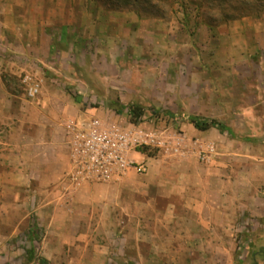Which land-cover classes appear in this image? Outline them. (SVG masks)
I'll return each instance as SVG.
<instances>
[{"label": "rangeland", "instance_id": "rangeland-1", "mask_svg": "<svg viewBox=\"0 0 264 264\" xmlns=\"http://www.w3.org/2000/svg\"><path fill=\"white\" fill-rule=\"evenodd\" d=\"M14 4L18 13H35L33 18L51 24L55 49L40 73L45 93L80 96L81 108L89 109L83 122L99 120L143 138L159 136L160 148L138 146L128 153L130 160L139 162L136 153L159 156L166 135L173 152L164 156L178 160L177 142L190 116L217 119L237 139L264 141V15L214 24L212 31L202 20L218 18L222 9L192 14L185 25L178 7L177 13L159 14L103 0ZM63 31L67 36L59 42ZM16 78L13 87L26 95L24 79ZM129 104L146 108L138 126L126 111L112 109ZM194 141L199 162L201 146L217 151L212 138ZM8 201L0 197V264H27L25 251L32 246L49 264H264V221L248 215L240 216L233 231L222 230L221 245H202L192 243L197 230L187 228L188 221L168 226L151 219L129 221L123 211L99 207L93 214L87 201L60 204L53 195L25 206ZM32 225L39 238L34 243L27 237Z\"/></svg>", "mask_w": 264, "mask_h": 264}, {"label": "crops", "instance_id": "crops-1", "mask_svg": "<svg viewBox=\"0 0 264 264\" xmlns=\"http://www.w3.org/2000/svg\"><path fill=\"white\" fill-rule=\"evenodd\" d=\"M14 1L0 0V197L25 206L53 195L60 204L87 201L93 214L99 207L123 211L129 221L151 219L166 226L188 221L187 228L197 230L190 236L192 243L202 245H221L222 230L239 227L240 216L264 221V156L259 155L264 141L230 140L216 129L199 131L190 123L181 128L178 160L164 156L173 152L166 135L159 156L136 153L146 172L130 170L108 184H71L68 127L81 123L89 109L81 108L80 96L44 92L40 73L55 49L51 24L33 18L35 13L29 15L27 9L18 13ZM61 37L59 42L65 40ZM4 73L22 77L25 91L41 85L39 94L33 99L12 94L2 80ZM211 138L217 155L209 163L199 162L194 140Z\"/></svg>", "mask_w": 264, "mask_h": 264}, {"label": "built area", "instance_id": "built-area-1", "mask_svg": "<svg viewBox=\"0 0 264 264\" xmlns=\"http://www.w3.org/2000/svg\"><path fill=\"white\" fill-rule=\"evenodd\" d=\"M38 94L39 85L26 90L30 99ZM68 133V177L75 186L84 182L108 184L122 179L130 170L144 173L147 165L130 160L128 153L141 145L160 148L156 133L143 138V135L124 132L116 125L104 124L99 120L70 123ZM198 153L203 163H209L216 155L214 146L209 144L201 146Z\"/></svg>", "mask_w": 264, "mask_h": 264}, {"label": "trees", "instance_id": "trees-1", "mask_svg": "<svg viewBox=\"0 0 264 264\" xmlns=\"http://www.w3.org/2000/svg\"><path fill=\"white\" fill-rule=\"evenodd\" d=\"M103 2L108 3V6L115 7L135 6L138 11H141L142 13H145L146 11V13H148V11H155L159 14H164L166 9L172 13H177L178 7L181 9L183 15L182 20L185 25L191 21L192 14L196 15V17H201L203 16V10L213 12L215 9H222L223 12L218 18L213 16L212 18L210 17L206 20H202V22L212 31L214 30V24L225 23L231 20H237L249 16H256L259 18L264 15V0H233V2H228L227 0H191L190 6L188 3H186V0H103ZM227 5L230 7L231 12H237L239 14L234 15L233 13H228L226 11L227 8L225 7ZM197 24L198 23H196V25ZM60 36H62V41L66 38L63 33ZM2 80L12 94H20L13 87L16 86L17 83L16 76L4 73L2 75ZM118 107L119 108L113 107L112 109L117 114L126 111L127 115L129 116L130 123L134 126H138L142 122L146 113V108L140 104H129L127 106ZM189 123L199 131L216 129L223 135H227L232 139L236 138L233 130L217 119L190 116ZM245 140L247 141V139ZM36 227V225H32L27 232V237L32 243L39 240ZM25 253L27 257V264H49L45 258L41 257L37 253L34 246L27 249Z\"/></svg>", "mask_w": 264, "mask_h": 264}]
</instances>
